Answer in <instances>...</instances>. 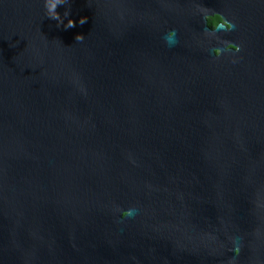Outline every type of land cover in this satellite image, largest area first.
Listing matches in <instances>:
<instances>
[{
  "label": "water",
  "instance_id": "water-1",
  "mask_svg": "<svg viewBox=\"0 0 264 264\" xmlns=\"http://www.w3.org/2000/svg\"><path fill=\"white\" fill-rule=\"evenodd\" d=\"M57 11L0 0V264H264V0Z\"/></svg>",
  "mask_w": 264,
  "mask_h": 264
},
{
  "label": "clouds",
  "instance_id": "clouds-1",
  "mask_svg": "<svg viewBox=\"0 0 264 264\" xmlns=\"http://www.w3.org/2000/svg\"><path fill=\"white\" fill-rule=\"evenodd\" d=\"M67 0H45V7L48 13L49 18L55 19L58 21V24H63L65 29L75 27L76 21L73 19H69L67 24H64V19L61 17V14L57 11L58 6H61L62 4L66 3ZM202 12L204 13V19L207 24V28L205 29V34L208 36H215V34L221 30H225L228 32H231L235 29V24L230 22L228 19H226L221 13L216 12L212 13L210 9L208 8H202ZM65 16L70 15L69 12H65ZM87 17H81L79 20L80 25H83L87 22ZM211 21V23H210ZM176 32L171 31L168 34V38L172 39L176 37ZM76 41L82 42L85 39V36L83 34H78L75 37ZM223 43L226 45V47H215L213 49V52L215 54L216 58H220L224 55L225 51L227 52H235L239 53L242 49L240 45L228 41H223ZM235 62V60H234ZM116 211H119L121 213V219H127L131 216H133L136 212L135 208H129V209H121L119 207L116 208ZM236 254L239 255L240 249L236 248Z\"/></svg>",
  "mask_w": 264,
  "mask_h": 264
},
{
  "label": "trees",
  "instance_id": "trees-1",
  "mask_svg": "<svg viewBox=\"0 0 264 264\" xmlns=\"http://www.w3.org/2000/svg\"><path fill=\"white\" fill-rule=\"evenodd\" d=\"M210 23H211V21H210Z\"/></svg>",
  "mask_w": 264,
  "mask_h": 264
}]
</instances>
